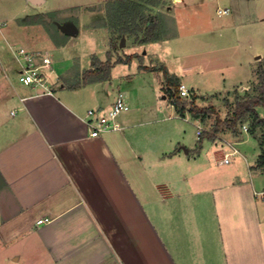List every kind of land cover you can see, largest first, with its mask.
Here are the masks:
<instances>
[{
  "label": "crops",
  "instance_id": "0c3cea01",
  "mask_svg": "<svg viewBox=\"0 0 264 264\" xmlns=\"http://www.w3.org/2000/svg\"><path fill=\"white\" fill-rule=\"evenodd\" d=\"M162 1L166 4L149 5L161 24V38L139 44L125 37L120 46L131 42V52L111 54L112 61L138 55L132 57L137 60L134 73L153 75L160 94L153 120L148 119L151 107L139 105L143 100L132 93L134 73L123 66L117 72L124 62L112 65L108 79L79 87L82 73L94 68L93 55L87 67L69 62L62 71L58 68L48 89L23 84L12 40L2 34L6 22H0L13 63L0 56V264H264V199L255 195L264 191V168H255L258 138L240 129L214 141L203 139L196 150V128V145L179 150L172 118L159 115L165 106L174 109V118H185L187 112H176L163 92L162 72L150 69L165 66L201 98L222 92L220 85L195 81L198 59L181 68L183 76L171 71L176 23L190 8L202 31L192 32L191 38L201 41L193 46L204 49L203 72L211 67L239 70L243 79L251 78L264 59V14L255 11L264 10V0H216L221 4L216 14L225 18L219 23L195 10L198 0ZM24 2L39 7L45 0ZM60 10L27 14L8 35L18 40L20 33L41 27L43 20L51 22ZM38 14L44 17L37 23L24 20ZM50 61L51 76L56 67ZM238 76L224 79L226 91L250 83ZM149 86L154 94L149 99H156L157 87ZM119 93L129 104L117 118L121 128L90 136L88 110L109 108ZM153 122L161 126L144 127ZM243 135L255 141L249 149L243 146L247 139L234 140ZM233 149L231 161L221 163ZM43 218L49 221L36 223Z\"/></svg>",
  "mask_w": 264,
  "mask_h": 264
},
{
  "label": "rangeland",
  "instance_id": "374dc122",
  "mask_svg": "<svg viewBox=\"0 0 264 264\" xmlns=\"http://www.w3.org/2000/svg\"><path fill=\"white\" fill-rule=\"evenodd\" d=\"M103 1L104 0H45V3L42 6L32 7L30 5L27 6L24 0H0V22L3 21L6 22L5 26L2 29L3 37L5 39L8 38V40L10 39L12 40L9 41L11 43L10 45L15 44L16 46H22L29 50H31L32 48L41 49V52H46V54L52 60L53 67L54 66L56 67V69H54L55 75L53 74L49 76L50 79L54 80V78H56V74H58L59 72L58 68L61 69L62 71L63 67H65L69 62H73V64H75L76 67L79 68V67H87L89 64H91L92 55L93 56L95 55L100 59L106 58V52L110 50L109 42H108L110 34L107 27L104 26V15H103L104 9L102 6ZM160 1L163 2L162 0ZM197 3H199V5L194 6L196 7L195 10L196 11L201 10L203 12V15L205 16L207 15L208 19L211 22L219 23L222 21V19H225L223 17H218V15L216 14L217 5L221 7V4L219 2L217 4L216 0H198ZM165 4L166 3L162 5ZM55 9H61V10L51 15L52 18L51 22L47 23L45 22V20H43L41 23V27H36L35 29H33V31L25 30L24 33L26 34L20 33L18 40L12 39L8 35V32L12 30V27L16 28V23L18 22V20H20L19 18H23L27 14H31L33 12H47ZM242 9L243 12L244 10H246L245 5L242 6ZM248 9L250 8L248 7ZM255 11L264 14V10H262L261 7H256ZM184 12L185 13L183 14V18L179 19V21L176 23V27H175L176 35H174L175 38H173L174 40L171 42L172 44H174V46L176 45V47L178 48L177 49L175 47L176 54L172 53V55L175 57H168L170 67L172 68L171 71L177 74L178 76L180 75L183 76L184 72H182L181 68L185 64L191 63V60L198 59L197 60L198 63L195 65V67H198V69L196 70V72H192V73H198L197 76L195 77V81L197 82H199L200 80L201 82L204 81L205 85L207 86L209 84L211 86L220 85L219 87L222 89V92H216L211 95L204 96L202 99H196L194 101V104L196 106H203V107L212 106L215 109V111L219 114V116L221 118H224L228 110V107L225 104V100L229 99L232 101L233 98L232 92L234 89H237L238 92L240 93L253 92V85L256 83L255 70L252 72L251 78H246V79H243L242 77L243 72H240L239 70L234 72L220 70V69L212 70L211 67L209 71L203 72L204 65L202 64L201 59L203 56L202 53L204 52V49L198 46H193L192 45L193 42L200 44L201 41L197 40L196 37L191 38L192 32L201 33L202 31L200 25L198 24L194 25V16H192L193 11L190 8H186L184 9ZM56 20L61 24L63 23L65 24L69 21H72L75 27L77 28V33L72 34V33L63 32L60 29V27L56 24L57 23ZM3 37L0 35V56L3 58L5 63L10 62V64H13L11 60L12 57L10 56V52L7 49L6 40ZM122 39L123 38H121V40ZM130 44L131 42L128 41L127 46L121 47L119 42L118 48L116 50H111V54L116 56V53H119L121 55L124 54V52L125 54L130 53L132 50ZM223 49L224 48L220 49V51H223ZM136 62L137 60L134 59L132 60L131 58L129 62L130 64L124 63V65H118L119 67H117L118 69L116 70L118 72L120 66H123V68L126 71L128 70V72L134 73L136 72V69H134V65L136 64ZM215 66L218 67L219 65L216 64ZM238 75L243 80L249 79L248 81L250 83L244 87L240 86L226 91L225 89H227V86H222L224 85L223 84L224 79L226 82H228L234 80L235 79L234 77ZM243 76H245V74ZM162 79H163L162 81L164 87L165 86L164 78ZM152 80H153V75L147 72H143L141 74L134 73V75L132 76L129 82L131 89H133L132 93H134L135 97L138 100L139 99L143 100L142 103H138V104L144 105L146 108L151 107V113L157 110L154 108L153 103L155 105H158V95L160 97L159 87L157 86L156 82ZM151 81L152 83H150ZM123 84H126V82H124ZM149 84L152 85L154 84V86L157 87L155 88L154 91L157 99L156 100L154 98L155 101L154 99H149L148 97L149 94L154 95ZM185 87L188 90H190L188 84H186ZM145 90H147L148 92H145ZM163 92H165L164 89ZM191 93L192 91H190V95L184 99L190 101L192 96ZM160 114L161 115L159 116L162 117L170 116L172 118L171 123H173L174 126L177 128V132L179 136V141L177 144L178 149L182 147V151H184L185 149L188 148L192 149L196 145L197 125L196 122L193 121V119H191L192 116L190 115V113L187 112V114H185L186 116L185 118L182 117L174 118L173 116L174 109L170 108L169 106H165L164 108L161 109ZM149 116L150 118L148 119L153 120L158 117V114L153 113L150 114ZM213 122H214V117H211L210 120L206 122V124H203L201 126L202 131L208 130L210 128V124ZM246 123L249 126V122L246 121ZM159 126H157V124L153 122L149 125H145L144 127L158 128ZM163 126L166 127V124L163 123ZM256 136L259 141L264 140V130L262 131L259 130L258 132H256ZM242 139L248 140L247 143L243 145L244 148L247 146V148L249 149L250 146L255 144V141L249 138V136L247 135H243L238 140L237 139L234 140L240 142ZM236 147L239 148L238 145H236Z\"/></svg>",
  "mask_w": 264,
  "mask_h": 264
},
{
  "label": "trees",
  "instance_id": "16d2710c",
  "mask_svg": "<svg viewBox=\"0 0 264 264\" xmlns=\"http://www.w3.org/2000/svg\"><path fill=\"white\" fill-rule=\"evenodd\" d=\"M159 2V0H107L103 3L104 26L109 30L110 50L106 52L105 61H100L93 56L94 68L84 71L75 87L104 81L108 79L114 63H128L132 57H139L134 54L128 55L124 59L117 57L115 61L111 60V50L118 48L121 38L130 37L139 44L161 38V24L149 12V5L156 6ZM42 17L44 14H38L26 17L24 20H27V23H37L36 21L41 20ZM150 69L162 72L165 81L164 93L180 116L188 112L192 118L199 119L203 124L214 117L210 128L200 133L196 150L201 148L203 139L214 141L220 134L226 132L238 134L243 124L247 125V131L255 137H257L256 132L264 130V59L259 61L255 68L256 83L253 85V92L240 93L234 89L232 101L225 100L228 110L224 118H221L212 106H196L194 101L202 98L193 92L190 101L181 98L178 91L179 79L170 74L165 66L158 65ZM246 121L249 122V126ZM259 144L260 153L256 159L255 168H264V140L259 141Z\"/></svg>",
  "mask_w": 264,
  "mask_h": 264
},
{
  "label": "built area",
  "instance_id": "2783aa9c",
  "mask_svg": "<svg viewBox=\"0 0 264 264\" xmlns=\"http://www.w3.org/2000/svg\"><path fill=\"white\" fill-rule=\"evenodd\" d=\"M228 10H219V13H226ZM3 26L0 23V30ZM10 49L13 53L15 60L19 64V80L23 84L31 87H43L48 89L49 76L53 72L51 69V61L49 56L40 51L26 49L22 46L11 45ZM179 96L187 98L190 95L183 83L178 87ZM129 109V104L125 100L122 93H119L113 104L107 109H90L87 112L86 124L89 128V135L92 137L98 136L105 132L117 131L121 128L120 123L117 121L118 116ZM241 130L247 131V125L243 124ZM202 132L200 125L197 126L198 135ZM236 153V149L224 153L220 162L229 163L231 157ZM257 197L264 199V191L257 192ZM47 218L37 220V224L48 222Z\"/></svg>",
  "mask_w": 264,
  "mask_h": 264
},
{
  "label": "water",
  "instance_id": "95a60500",
  "mask_svg": "<svg viewBox=\"0 0 264 264\" xmlns=\"http://www.w3.org/2000/svg\"><path fill=\"white\" fill-rule=\"evenodd\" d=\"M34 3H40L41 0H31ZM61 30H63L66 33H72V34H76L77 33V28L75 27V25L73 23H66L64 25L60 26ZM121 46L124 45V39L121 40Z\"/></svg>",
  "mask_w": 264,
  "mask_h": 264
}]
</instances>
